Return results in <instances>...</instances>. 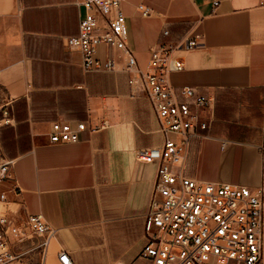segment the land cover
<instances>
[{
  "label": "crops",
  "instance_id": "crops-1",
  "mask_svg": "<svg viewBox=\"0 0 264 264\" xmlns=\"http://www.w3.org/2000/svg\"><path fill=\"white\" fill-rule=\"evenodd\" d=\"M77 0H0V84L13 99L14 126L2 130L12 161L9 191L17 214H41L58 230L46 264H146L140 258L156 164L137 159L163 141L152 108L131 74L82 70L81 54L63 38L79 33ZM215 1H218L216 4ZM151 8V16L137 9ZM129 43L141 66L160 42L199 36L180 54L176 86L211 98L202 114L209 129L193 145L190 173L251 187L261 182L264 144V6L258 0H126ZM170 35L162 34L163 29ZM107 118L77 143L51 144L55 121L76 126ZM225 147L222 148V144ZM19 188L11 191L12 185Z\"/></svg>",
  "mask_w": 264,
  "mask_h": 264
},
{
  "label": "built area",
  "instance_id": "built-area-1",
  "mask_svg": "<svg viewBox=\"0 0 264 264\" xmlns=\"http://www.w3.org/2000/svg\"><path fill=\"white\" fill-rule=\"evenodd\" d=\"M258 1L264 6V0ZM76 2L84 8L79 33L64 37V46L80 52V66L86 73L129 72L131 83L140 84L163 137L161 144L136 151L138 160L156 164L140 258L146 264H264V144L260 146L258 186L206 180L190 173L193 145L206 137L202 130L209 129L202 112L211 98L195 87L176 86L170 75L185 68L180 52L199 45V36L157 43L143 67L129 43L126 0ZM137 9L142 16L152 15L149 7ZM162 34L168 36L170 31L164 28ZM12 104L0 84L4 123L11 122ZM109 126L107 118L79 121L76 126L55 121L47 136L51 144L77 143L85 132ZM11 168V160L0 162V184L13 181ZM18 188L14 184L10 189ZM20 203L22 200H11L9 191L0 188V264H25V246L37 250L39 264H46L58 230L41 214H17ZM57 256L61 264H74L66 249Z\"/></svg>",
  "mask_w": 264,
  "mask_h": 264
},
{
  "label": "rangeland",
  "instance_id": "rangeland-1",
  "mask_svg": "<svg viewBox=\"0 0 264 264\" xmlns=\"http://www.w3.org/2000/svg\"><path fill=\"white\" fill-rule=\"evenodd\" d=\"M12 108H13V106H12ZM12 108L10 111V118H11L10 123H4V121H2L3 115H2V113H0V162H2V160L6 159V156H5L6 153L4 152L5 149H4L3 140H2V130H4L5 128L12 127V125L14 126V124H15V122H14L15 112ZM10 215L13 216L12 212H10ZM24 252H25V254L23 256V259H24L23 261L25 264H39V255H38L37 250H32L31 246H25Z\"/></svg>",
  "mask_w": 264,
  "mask_h": 264
}]
</instances>
